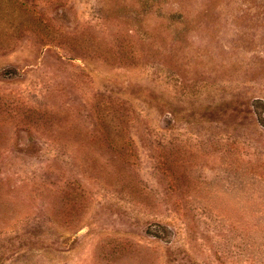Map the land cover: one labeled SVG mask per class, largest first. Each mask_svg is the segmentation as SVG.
Masks as SVG:
<instances>
[{"label":"rangeland","instance_id":"1","mask_svg":"<svg viewBox=\"0 0 264 264\" xmlns=\"http://www.w3.org/2000/svg\"><path fill=\"white\" fill-rule=\"evenodd\" d=\"M0 264H264V0H0Z\"/></svg>","mask_w":264,"mask_h":264}]
</instances>
